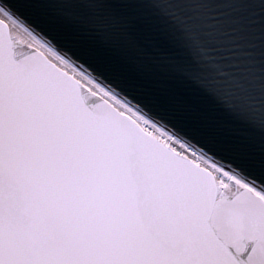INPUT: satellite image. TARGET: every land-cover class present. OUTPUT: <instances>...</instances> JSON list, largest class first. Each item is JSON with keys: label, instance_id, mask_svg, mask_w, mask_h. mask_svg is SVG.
<instances>
[{"label": "snow or ice", "instance_id": "obj_1", "mask_svg": "<svg viewBox=\"0 0 264 264\" xmlns=\"http://www.w3.org/2000/svg\"><path fill=\"white\" fill-rule=\"evenodd\" d=\"M0 264H264V0H0Z\"/></svg>", "mask_w": 264, "mask_h": 264}, {"label": "water", "instance_id": "obj_2", "mask_svg": "<svg viewBox=\"0 0 264 264\" xmlns=\"http://www.w3.org/2000/svg\"><path fill=\"white\" fill-rule=\"evenodd\" d=\"M210 7L215 8L216 11L221 12V13H223L226 9V6L223 4H214V5H210Z\"/></svg>", "mask_w": 264, "mask_h": 264}, {"label": "bare ground", "instance_id": "obj_3", "mask_svg": "<svg viewBox=\"0 0 264 264\" xmlns=\"http://www.w3.org/2000/svg\"><path fill=\"white\" fill-rule=\"evenodd\" d=\"M17 34L21 35L24 39H26V35L23 32H18Z\"/></svg>", "mask_w": 264, "mask_h": 264}, {"label": "rangeland", "instance_id": "obj_4", "mask_svg": "<svg viewBox=\"0 0 264 264\" xmlns=\"http://www.w3.org/2000/svg\"><path fill=\"white\" fill-rule=\"evenodd\" d=\"M18 36H19L20 38H23V37H22L21 35H19V34H18Z\"/></svg>", "mask_w": 264, "mask_h": 264}]
</instances>
